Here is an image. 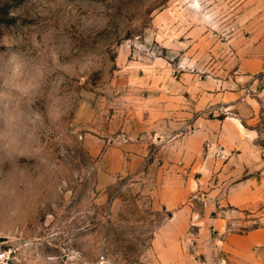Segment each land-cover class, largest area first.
<instances>
[{
	"label": "rangeland",
	"instance_id": "374dc122",
	"mask_svg": "<svg viewBox=\"0 0 264 264\" xmlns=\"http://www.w3.org/2000/svg\"><path fill=\"white\" fill-rule=\"evenodd\" d=\"M263 37L264 0H0V237L30 264H163V144L227 113L197 84Z\"/></svg>",
	"mask_w": 264,
	"mask_h": 264
},
{
	"label": "crops",
	"instance_id": "0c3cea01",
	"mask_svg": "<svg viewBox=\"0 0 264 264\" xmlns=\"http://www.w3.org/2000/svg\"><path fill=\"white\" fill-rule=\"evenodd\" d=\"M248 45L230 86L216 78L197 84L202 107L216 100L227 113L203 112L163 144L170 149L162 156L169 165L164 176L176 179L161 200L167 216L155 233L163 264H264V37ZM212 170L217 179L196 213L189 184Z\"/></svg>",
	"mask_w": 264,
	"mask_h": 264
},
{
	"label": "built area",
	"instance_id": "2783aa9c",
	"mask_svg": "<svg viewBox=\"0 0 264 264\" xmlns=\"http://www.w3.org/2000/svg\"><path fill=\"white\" fill-rule=\"evenodd\" d=\"M0 264H30L21 255L19 246L0 238Z\"/></svg>",
	"mask_w": 264,
	"mask_h": 264
},
{
	"label": "water",
	"instance_id": "95a60500",
	"mask_svg": "<svg viewBox=\"0 0 264 264\" xmlns=\"http://www.w3.org/2000/svg\"><path fill=\"white\" fill-rule=\"evenodd\" d=\"M1 238V237H0Z\"/></svg>",
	"mask_w": 264,
	"mask_h": 264
}]
</instances>
